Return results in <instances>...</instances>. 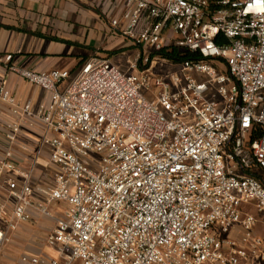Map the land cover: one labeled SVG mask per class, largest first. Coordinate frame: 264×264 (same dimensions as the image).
I'll return each mask as SVG.
<instances>
[{
    "label": "built area",
    "instance_id": "2783aa9c",
    "mask_svg": "<svg viewBox=\"0 0 264 264\" xmlns=\"http://www.w3.org/2000/svg\"><path fill=\"white\" fill-rule=\"evenodd\" d=\"M110 26L140 48L126 69L98 55L73 71L3 57L50 92L33 111L0 85L8 143L40 121L51 171L34 181L36 160L0 156V250L20 223L50 219L57 255L36 248L15 264L261 263L264 0H123Z\"/></svg>",
    "mask_w": 264,
    "mask_h": 264
},
{
    "label": "crops",
    "instance_id": "0c3cea01",
    "mask_svg": "<svg viewBox=\"0 0 264 264\" xmlns=\"http://www.w3.org/2000/svg\"><path fill=\"white\" fill-rule=\"evenodd\" d=\"M122 8L123 0H0V85H6L21 104L29 101L33 111L47 104L50 92L10 69L3 57L11 54L9 64L36 71L54 68L73 71L95 55L111 59L136 46L110 26V20ZM12 120L9 107L0 101V156L11 149L20 168L27 169L29 161L36 160L34 181L49 176L50 148L38 146L42 123L28 117L17 141L10 145L6 126ZM52 225L50 219H41L33 225L20 223L14 231L20 249L37 248L56 256L55 247L44 245Z\"/></svg>",
    "mask_w": 264,
    "mask_h": 264
},
{
    "label": "rangeland",
    "instance_id": "374dc122",
    "mask_svg": "<svg viewBox=\"0 0 264 264\" xmlns=\"http://www.w3.org/2000/svg\"><path fill=\"white\" fill-rule=\"evenodd\" d=\"M139 49V47L133 46L126 52L124 51L119 55L111 57V60L114 63L119 64L122 68H126L128 66V61L134 58V56L139 52ZM258 216L264 219V214H259ZM259 227L262 230L263 224H260ZM17 238L18 237L14 235V231L10 232L0 250V264H15L18 255L22 252L20 249L21 243ZM259 264H264V260H262Z\"/></svg>",
    "mask_w": 264,
    "mask_h": 264
},
{
    "label": "trees",
    "instance_id": "16d2710c",
    "mask_svg": "<svg viewBox=\"0 0 264 264\" xmlns=\"http://www.w3.org/2000/svg\"><path fill=\"white\" fill-rule=\"evenodd\" d=\"M160 54L163 56L173 58V59H184V58H189L190 56H192L190 52H179L174 49L172 50L163 49L160 52Z\"/></svg>",
    "mask_w": 264,
    "mask_h": 264
}]
</instances>
